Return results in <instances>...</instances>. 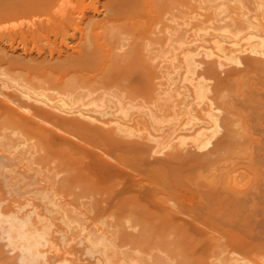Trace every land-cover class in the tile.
<instances>
[{
  "label": "bare ground",
  "instance_id": "6f19581e",
  "mask_svg": "<svg viewBox=\"0 0 264 264\" xmlns=\"http://www.w3.org/2000/svg\"><path fill=\"white\" fill-rule=\"evenodd\" d=\"M0 180L1 264H264V0H0Z\"/></svg>",
  "mask_w": 264,
  "mask_h": 264
},
{
  "label": "rangeland",
  "instance_id": "374dc122",
  "mask_svg": "<svg viewBox=\"0 0 264 264\" xmlns=\"http://www.w3.org/2000/svg\"><path fill=\"white\" fill-rule=\"evenodd\" d=\"M33 55H35V54H33ZM199 57L203 59L204 56L201 57V55H200V56H198V58H199ZM204 59H205V58H204ZM207 59H208V58H206V60H207ZM200 60H201V59H200ZM199 65H200V66H198L197 71H199V75H200V71L202 70L201 68H202L203 63H199ZM231 66H235V64H231ZM219 72H221L220 69H219ZM222 73H223V72H222ZM222 73H221V74H222ZM207 80L209 81V82L207 81V82L209 83V85H212V83H214V81H213L212 79H210V78H208ZM210 82H211V83H210ZM218 110H219V109H218ZM216 112H218V111L216 110ZM219 112L221 113V111H219ZM219 112H218V113H219ZM256 128H258V129H256V130H259V129H260L259 126H257ZM186 132H188V131H186ZM191 132H192V131H191ZM191 132H190V130H189V132H188V133H189V135H188L189 137H187V134H188V133H185V131H184V132L182 131V133H181L180 135L184 136L183 134H185V137H186V138H185V141H186V139H188V138L191 139V136H192V134H193V133H191ZM219 132H220V131H219ZM221 132H222V130H221ZM190 133H191V136H190ZM217 135H219V133H218ZM133 138H137V137H133ZM187 141H188V142H187V143H188L187 146L190 148V149H188V148H187V149H188V150H191V149H192V146H193L194 144L192 143L193 145H191V144H190L191 141H190L189 139H188ZM185 145H186V144H185ZM190 145H191V146H190ZM210 145H211V144L209 143V144L207 145V147H205V148H203V149H201V150H203V152H204V150L206 151V150L209 148ZM187 146H186V147H187ZM210 147H211V146H210ZM151 149H152V148H151ZM154 149H155V150H154ZM159 149H160V148H159ZM159 149H158V151H157V148H156V147H155V148L153 147V149L150 151V152H153V155H154L153 158H154V157H157V158H158V157H160V156H163V153L166 152V151L163 152V151H161V150L159 151ZM162 149H164V148H162ZM165 149H167V148H165ZM165 149H164V150H165ZM194 149H195V147H194ZM194 149H192V150H194ZM153 150H154V151H153ZM197 150H198V149H197ZM197 150H195V151H197ZM155 151H156V152H155ZM198 151H199V152H202V151H200V149H199ZM198 151H197V152H198ZM192 152H193V151H192ZM151 154H152V153H151ZM151 154H150V156H149L150 158L152 157ZM150 158H149V160H151V161L154 160L153 158H151V159H150ZM152 159H153V160H152ZM155 159H156V158H155ZM124 176H125V178H127V175H126V174H124ZM124 176H123V178H124ZM123 178H122L121 180L124 182L125 179L123 180ZM125 181H127V179H126ZM1 182H3V181L0 180V183H1ZM260 183H261V182H260ZM260 183H259V184H260ZM259 184H258V185H259ZM0 185H1V184H0ZM3 185H4V182H3ZM260 185H261V186L263 185L262 188H264V184H263V183H261ZM260 185H259V187L261 188ZM5 187H7V186H5ZM260 188H259V189H260ZM262 188H261L260 190H262ZM2 189L4 190V187L1 185V187H0V193H1V194H0L1 196H0V197H1V199H4L5 202H7L6 200L9 199V201L7 202V205H12V203H13V204L16 205V209H17V207H19V206H18L19 204H17L18 202H17V203L13 202V201H14V199H13L12 203H10V199H12V197H10V195L6 194L7 192L3 191ZM7 189H8V188H7ZM1 191L4 192V193L2 194ZM31 193H32V192H31ZM31 193H30V194L28 193V194H29V195H32ZM9 194H10V193H9ZM26 195H27V194H26ZM252 195H253V194H252ZM254 196H255V195H254ZM256 196L258 197L257 194H256ZM4 197H5V198H4ZM18 197H19V196H18ZM26 197H27V196H26ZM257 197H256V198H257ZM14 198H16V197H14ZM22 198H23V197H22ZM28 198H29V197H28ZM254 198H255V197H254ZM256 198H255V199H256ZM258 198H259V199H258V201H259L260 198H261V196L258 197ZM19 199H21V198H19ZM23 199H25V197H24ZM30 199H32V198H30ZM35 199H36V198H35ZM17 200H18V199H17ZM17 200H15V201H17ZM32 200H33V199H32ZM256 200H257V199H256ZM262 200H263V199H261L258 203L260 204V203L262 202ZM18 201H19V202H22L23 200H21V201L18 200ZM30 201H31V200H30ZM35 201H36V200H35ZM37 201H40V200H38V198H37ZM1 202H3V201H1ZM8 203H9V204H8ZM30 203H31V202H30ZM33 203H35V202L33 201ZM33 203H32V204H33ZM3 204L6 205V203H4V202L1 203L0 205H2V206L0 207V210H1V208H3V210H6V212H7L8 210H10V213H11V211H14V210H15V209H13V208H15L14 206H13V208H12L11 206L8 207V206L6 205L7 207L4 208L5 205H3ZM35 204H36V203H35ZM38 204H39V203H38ZM36 205H37V204H36ZM188 205H189V204H188ZM30 206H31V204H30ZM30 206L28 207V205H27V206H25V207L31 208ZM38 206H39V205H38ZM39 207H40V208L43 207L42 204H41V206H39ZM39 207H38V208H39ZM28 208H27V209H28ZM38 208H37V209H38ZM12 209H13V210H12ZM27 209H24V208H23V212H24V210H26V211L29 210V209H28V210H27ZM43 209H44V208H41L42 213H43V211H44ZM21 210H22V209H21ZM39 210H40V209H39ZM41 210H40V211H41ZM1 211H2V210H1ZM26 211L24 212V214L26 213ZM4 212H5V211H4ZM20 212H21V211H20ZM23 212H21V213L23 214ZM7 213H9V212H7ZM12 213L14 214V212H12ZM21 213L17 212V213H15V214H21ZM259 214H261V213H259ZM183 215H184V214H182V216H183ZM261 215H262V214H261ZM261 215H260V216H261ZM257 216L260 217L258 214H257ZM257 216H256V217H257ZM258 217H257V218H258ZM261 217H262V216H261ZM187 218H189V217L186 216V215L183 216V217H181V214H180V217H179L177 220H178L179 222H181V223H187V221H189V219L185 221V219H187ZM257 218H255V219L257 220ZM252 219H253V218H252ZM252 219L250 220L252 223H251V222H250V223H251V225L253 226V223H254V222H253ZM260 219L262 220L263 217L260 218ZM260 219H258L259 222H260ZM256 220H254V221H256ZM258 221H257V222H258ZM259 222H258V223L255 222L254 226L256 225V228H255V230L253 229L254 232H255L256 230H258V229L261 227V225H264V224H261V223L259 224ZM250 223H249V224H250ZM263 223H264V220H263ZM202 224H203V223H202ZM202 224L199 223L200 226H202ZM249 224H248V226H249ZM248 226H245V227L247 228ZM198 227H199V226H198ZM198 227H197V228H198ZM203 227H204V225H203ZM203 227L200 228V229H203ZM262 227H263V226H262ZM205 228H206V227H205ZM205 228H204V229H205ZM239 228H240V227H239ZM239 228L237 229V227H236V230H237V232H238L237 234L240 233V232L238 231ZM241 228H242V231L245 230L243 227H241ZM241 228H240V229H241ZM253 228H254V227H253ZM200 229H198V230H200ZM251 229H252V228H251ZM260 229H261V228H260ZM263 229H264V228H263ZM263 229H262V230H263ZM3 230H4V228H3ZM3 230H2V232H4ZM205 230H208V229L206 228ZM205 230H202V232H205ZM246 230H247V232H248V230L251 231V230H250V227H249V229H246ZM246 230H245V231H246ZM262 230H260V233H261V234H263V233L261 232ZM242 231H241V233H242ZM245 231L243 232L244 234L242 233V235H244V236L247 235L246 237H250V238H251V235L254 234L252 231H251L252 233H251V232H248V233H247V232H245ZM263 231H264V230H263ZM198 232H200V231H198ZM245 233H247V234H245ZM249 233H251V234H249ZM255 233H257V232H255ZM3 235H4V234H3V233L1 234V230H0V244L5 242V241L3 242V240H4L6 237H4L5 235H4V236H3ZM242 235H240V237H241ZM257 236H259V233H258ZM257 236L255 235V237H257ZM252 237H254V235H253ZM3 238H4V239H3ZM241 238H242V237H241ZM250 238H249V240L251 241L252 238H251V239H250ZM261 238H263V237H261ZM261 238H260V239H261ZM242 239H245V237H243ZM246 239H247V238H246ZM246 239H245V240H246ZM257 239H258V238H256V240H257ZM253 240H254L253 242H256L255 238H253ZM261 240L264 241V238L261 239ZM261 240H259V241L257 240V241H258L257 243H259ZM83 241H84V240H83ZM243 241H244V240H243ZM247 241H248V240H247ZM247 241H246V242H247ZM262 241H261V242H262ZM81 242H82V241H81ZM261 242H260V243H261ZM82 243H83V242H82ZM82 243H81V244H82ZM85 243H86V242H84V245H85ZM4 244H5V243H4ZM4 244H3V246L1 245V248L4 247ZM81 244H78V245L80 246ZM73 245H74V244H73ZM78 245L75 244V245H74L75 248H76ZM86 245H87V244H86ZM200 245H201V244H200ZM6 246L8 247L9 245H6ZM79 246H78V249H82V245H81L80 247H79ZM197 246H198V245H197ZM7 247H4V248H3V249L6 250V251H5V252H6V253H5L6 255H12L13 253L16 252V251L13 252L14 250H13L11 247H10V248H11L12 250L8 251L7 249H10V248H9V247L7 248ZM83 247H85V249H86V246H83ZM198 247H200V246H198ZM227 247H228V246H227ZM227 247H226V249H227ZM1 248H0V253H1V255H0V260L5 261V258H4V257H3L4 259L1 258L2 255L5 256V254L3 253L4 250H3V252H2V251H1L2 249H1ZM228 249H229V248H228ZM15 250H16V249H15ZM82 250H83V249H82ZM82 250H80V252H79L78 250H77V251L79 252V254H80V256H81V259L84 260L86 263H88V261H89V262H90L89 264H92L93 261H91V260H94V261H95L97 255L100 253V252H98V250H97L98 254L96 255V254H93V252L95 253V251H93V252H90V251H89V250H91V248H90L89 250L86 249L87 251H89L90 253L93 254V256H90V257H89V256H88V252H86L87 254H86V253H83V252L81 253ZM93 250H94V249H93ZM95 250H96V249H95ZM229 250H230V249H229ZM231 250H232V249H231ZM11 251H12V252H11ZM232 251H233V250H232ZM235 251H236V250H235ZM235 251H234V254H236ZM7 252H9V253H7ZM78 252H77V254H78ZM84 252H85V251H84ZM237 252H238L237 254L239 255V251H237ZM10 253H11V254H10ZM48 253H49V252H48ZM48 253H47V254H48ZM213 253H214V252H213ZM213 253L210 252V254H213ZM240 253H241V252H240ZM15 254H16V253H15ZM15 254H13V255L16 257V256L18 255V252H17L16 255H15ZM79 254H78V255H79ZM231 254H232V253H231ZM49 255H53V254H50V253H49ZM90 255H91V254H90ZM95 255H96V257H95V259H94L93 257H94ZM99 255H100V254H99ZM99 255H98V256H99ZM215 255H216V253H215ZM215 255H213V256H215ZM69 256H70V255H69ZM69 256H67V257H69ZM235 256H236V255H235ZM239 256H243V254H242V255L240 254ZM5 257H6V256H5ZM15 257H12V256H11V257L6 258V259H7L8 263L11 264L10 262L12 261V259L14 260ZM70 257H71V256H70ZM10 258H11V260L9 261ZM50 258H53V257L50 256ZM97 258H98V257H97ZM79 259H80V257H78V261H79ZM54 260H55V258H54ZM54 260L52 261L53 263H54ZM16 261H17V259H16ZM55 262H56V261H55ZM80 262H81V261H80ZM82 262H83V261H82ZM85 262H84V264H85ZM3 263H5V262H3ZM13 263H15V262H13ZM13 263H12V264H13ZM53 263H52V264H53ZM94 263H95V262H93V264H94ZM0 264H1V263H0ZM17 264H18V263H17ZM47 264H49V263H47Z\"/></svg>",
  "mask_w": 264,
  "mask_h": 264
}]
</instances>
